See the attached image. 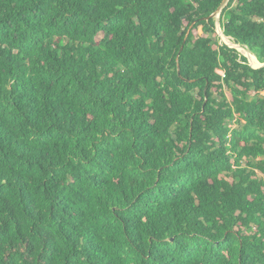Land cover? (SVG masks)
Returning <instances> with one entry per match:
<instances>
[{"label": "trees", "instance_id": "obj_1", "mask_svg": "<svg viewBox=\"0 0 264 264\" xmlns=\"http://www.w3.org/2000/svg\"><path fill=\"white\" fill-rule=\"evenodd\" d=\"M222 1L0 0V264H264V0L218 19L257 68Z\"/></svg>", "mask_w": 264, "mask_h": 264}, {"label": "rangeland", "instance_id": "obj_2", "mask_svg": "<svg viewBox=\"0 0 264 264\" xmlns=\"http://www.w3.org/2000/svg\"><path fill=\"white\" fill-rule=\"evenodd\" d=\"M220 15H216L215 16V20H216V23H217V33H218V36H220V41L223 42V43H226L227 45L231 46V47H234L235 49H237L242 55L246 56L247 59H248V62L251 66H253L254 68H257V67H260L262 66V64L259 62H252L251 58L249 57L248 54H251L247 49L241 47L240 45H237V44H234L230 38L226 37L223 35L222 31H221V28L219 27V24H218V19H219ZM225 38H224V37ZM256 58V57H255ZM254 58V59H255ZM256 65V66H255Z\"/></svg>", "mask_w": 264, "mask_h": 264}, {"label": "water", "instance_id": "obj_3", "mask_svg": "<svg viewBox=\"0 0 264 264\" xmlns=\"http://www.w3.org/2000/svg\"><path fill=\"white\" fill-rule=\"evenodd\" d=\"M228 1L229 0H223L220 8L218 9V11L215 12L214 14H212L211 17H215L216 15H220L221 8H223L227 4ZM188 33H189V31L187 32V35H188Z\"/></svg>", "mask_w": 264, "mask_h": 264}, {"label": "bare ground", "instance_id": "obj_4", "mask_svg": "<svg viewBox=\"0 0 264 264\" xmlns=\"http://www.w3.org/2000/svg\"><path fill=\"white\" fill-rule=\"evenodd\" d=\"M224 37V36H223ZM225 38V37H224ZM253 55V54H252ZM254 56V55H253ZM254 59V58H253ZM258 65H260V63L258 64Z\"/></svg>", "mask_w": 264, "mask_h": 264}]
</instances>
